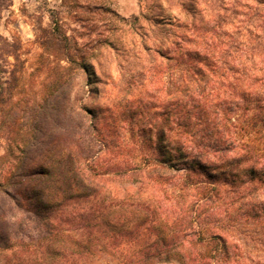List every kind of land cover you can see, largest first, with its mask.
<instances>
[{
  "label": "trees",
  "instance_id": "1",
  "mask_svg": "<svg viewBox=\"0 0 264 264\" xmlns=\"http://www.w3.org/2000/svg\"><path fill=\"white\" fill-rule=\"evenodd\" d=\"M205 1L231 13L210 8L218 21L207 25L211 35L202 48L185 46L176 53L170 43L142 46L180 74L166 87L174 98L163 104L164 121L154 133L132 138L125 162L95 155L81 126L61 128L67 86L88 64L68 36L55 32L58 26L51 43L63 51L67 66L52 75L50 88L30 108L12 100L13 88L0 93V264L234 262L217 229L235 224L207 226L203 219L215 200L227 201L233 217L230 209L239 200L264 194V0H253L254 5L241 0L243 19L236 32H221L227 38L218 42L215 30L228 16L232 25L238 11L223 6V0ZM179 5L192 20L201 16L196 0ZM152 12L146 7L142 18L161 26L165 17ZM172 117L179 131L168 133L174 129ZM193 127L205 132L189 133ZM87 128L96 132L93 120ZM170 184L178 193L175 207L165 208ZM260 209L264 215V206ZM13 210L25 213L34 236L13 234L14 225L24 224L9 213Z\"/></svg>",
  "mask_w": 264,
  "mask_h": 264
},
{
  "label": "rangeland",
  "instance_id": "2",
  "mask_svg": "<svg viewBox=\"0 0 264 264\" xmlns=\"http://www.w3.org/2000/svg\"><path fill=\"white\" fill-rule=\"evenodd\" d=\"M245 1L254 5L253 0ZM240 2L223 0V6L230 10L236 7L238 14L232 18V25L228 16L215 30V42L217 38H227L221 33L223 31L232 35L236 32L237 20L243 19ZM96 5L110 11L93 9ZM148 6L153 14L165 17L161 26L142 18ZM213 7L218 8L215 11L220 14L231 13L205 0H196L195 8L201 16L194 20L181 11L179 0H0V93L5 96L7 88H13L12 100L21 101L22 106L30 108L32 100L43 96L50 88L52 75L67 66L63 51L51 43L53 29L58 26L55 32L68 36L88 64V71H79L77 78L67 86L61 106V128H68L70 123L81 126L78 130L86 129L85 144H93L95 155L100 154L108 160L119 157L125 162L132 138L154 133L157 124L164 121L163 104L174 98L172 91L165 92L166 87L173 86L180 74L177 67L160 65L158 54L145 51L143 44L162 42L167 46L170 43L169 50L176 46V53L185 46L202 48L207 44V36L211 35L207 25H216L218 21L217 13L210 9ZM135 17L139 18L136 23L133 22ZM169 110L171 114L173 107ZM92 120L96 132L87 128ZM171 120L174 129L166 131L178 132L179 128L173 124L174 117ZM196 121L194 118L192 122ZM188 132L202 134L205 131L193 127ZM91 136L94 143L90 141ZM1 145L0 140V156L4 152ZM7 168L5 166L4 170ZM173 188L171 184L166 186L167 197L160 192L165 208L175 207L172 198L178 189ZM227 203L223 200L209 203L203 221L207 226L215 221L235 224L232 228L217 229L228 240L232 264L264 263V215L260 213L264 194L239 200L230 209L233 217H228ZM9 213L20 221L25 216L21 211ZM22 222L24 224L12 227L13 234H22L24 238L34 236L32 227L28 226L30 223L25 219ZM158 264L179 262L171 260Z\"/></svg>",
  "mask_w": 264,
  "mask_h": 264
}]
</instances>
